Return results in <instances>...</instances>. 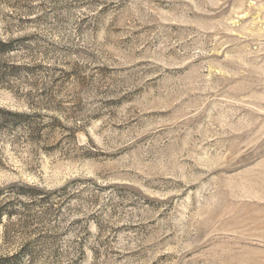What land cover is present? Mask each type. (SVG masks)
<instances>
[{
    "label": "rangeland",
    "instance_id": "rangeland-1",
    "mask_svg": "<svg viewBox=\"0 0 264 264\" xmlns=\"http://www.w3.org/2000/svg\"><path fill=\"white\" fill-rule=\"evenodd\" d=\"M0 189V264H264V0H0Z\"/></svg>",
    "mask_w": 264,
    "mask_h": 264
},
{
    "label": "trees",
    "instance_id": "trees-1",
    "mask_svg": "<svg viewBox=\"0 0 264 264\" xmlns=\"http://www.w3.org/2000/svg\"><path fill=\"white\" fill-rule=\"evenodd\" d=\"M26 188L29 189V191H27L28 193H32V192L34 191V188H32V187L26 186ZM1 194H3L2 189H0V195H1ZM3 196H5V194H3ZM2 213H3L2 208H0V215H1ZM7 215H8V213H7Z\"/></svg>",
    "mask_w": 264,
    "mask_h": 264
}]
</instances>
